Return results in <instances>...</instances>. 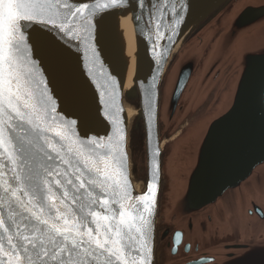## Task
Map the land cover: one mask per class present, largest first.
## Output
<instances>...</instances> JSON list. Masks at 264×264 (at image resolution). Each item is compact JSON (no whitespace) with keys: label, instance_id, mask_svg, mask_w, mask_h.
I'll return each mask as SVG.
<instances>
[{"label":"water","instance_id":"water-1","mask_svg":"<svg viewBox=\"0 0 264 264\" xmlns=\"http://www.w3.org/2000/svg\"><path fill=\"white\" fill-rule=\"evenodd\" d=\"M106 2L99 0L101 5ZM176 2L183 18H177L174 28L165 25L163 39L149 34L147 7L139 21L133 20L134 13L140 15L137 0L98 9L92 24H77V31L67 36L28 24L24 32L35 46L36 74L43 73V79L49 81L58 119L70 124L73 138L87 142L111 137L115 141L123 130L129 191L135 196L148 195L150 203L154 200L152 264H157L164 177L171 208L178 217L208 214L222 222L226 212L221 199L229 191L235 193L241 240L210 250L207 264H264V240L244 238L246 229L252 231L256 223L249 211L264 202V82L252 78L242 91L239 87L246 66L264 63V0ZM73 3L96 6L94 0ZM218 24L219 34L206 55ZM37 34H41L39 41ZM53 49L59 54L55 63L48 54ZM201 64L200 73L190 83ZM69 81L72 103L66 88ZM187 101L183 110L180 102ZM125 102L137 103L138 108L133 111ZM128 110L133 111L131 118ZM177 111L183 114L173 132L182 120L199 114L168 146L163 159L162 137ZM133 117V130L143 135V188L132 178L128 134ZM212 128L216 134L209 139Z\"/></svg>","mask_w":264,"mask_h":264},{"label":"snow or ice","instance_id":"snow-or-ice-1","mask_svg":"<svg viewBox=\"0 0 264 264\" xmlns=\"http://www.w3.org/2000/svg\"><path fill=\"white\" fill-rule=\"evenodd\" d=\"M126 2L0 0V264H152L154 200L129 191L123 130L115 141L73 138L49 81L36 74L35 46L24 32L40 24L71 35L98 9ZM136 7L133 20L147 7L146 27L158 39L183 18L176 0H137ZM48 54L55 63L58 52ZM252 78L264 82V63L245 67L241 91ZM66 88L72 103L71 81ZM215 134L210 129L208 138Z\"/></svg>","mask_w":264,"mask_h":264},{"label":"flooded vegetation","instance_id":"flooded-vegetation-1","mask_svg":"<svg viewBox=\"0 0 264 264\" xmlns=\"http://www.w3.org/2000/svg\"><path fill=\"white\" fill-rule=\"evenodd\" d=\"M221 25L218 24L217 28L214 29V39L206 52L210 51V47L216 37L219 34ZM206 56L202 61H204ZM178 61V60H177ZM177 61L174 63L177 64ZM202 64L198 67L194 75L192 76L190 83L200 73ZM189 83V84H190ZM164 87V85H163ZM162 91V90H161ZM183 101V100H181ZM180 106H183V110L186 108L187 102H180ZM183 111H177L176 116L166 134L162 137L165 142V153L163 159L168 155L166 152V141L169 140L170 135L176 127L177 121L181 118ZM199 112L197 113V115ZM197 115H191L186 120H182L179 129L180 136L185 129H187L195 120ZM131 128H129L128 134V147L131 157V170L132 178L134 182L143 188L145 183L144 167L141 169L138 164L141 155L134 154L132 147L134 146L131 136ZM133 129V128H132ZM163 125L160 124V131H163ZM135 131V130H133ZM136 136L142 135L141 132L135 131ZM173 140V139H170ZM144 178V179H143ZM141 179V180H140ZM225 208V218L222 222L215 221L211 215L199 214L194 217H178L173 213L171 208V195L170 188L167 184V178H163L162 189L160 196L158 224H157V264H207V258L210 250L219 247L227 243L238 242L241 240L239 212L235 206L236 196L233 192H227L221 199ZM251 218L255 219L252 231L247 228L244 233L246 240H264L261 236L263 227V218L261 213H264V202L258 204V207H254ZM248 212V213H249ZM243 231V232H244ZM178 240V243H177ZM175 249V251H173Z\"/></svg>","mask_w":264,"mask_h":264},{"label":"rangeland","instance_id":"rangeland-1","mask_svg":"<svg viewBox=\"0 0 264 264\" xmlns=\"http://www.w3.org/2000/svg\"><path fill=\"white\" fill-rule=\"evenodd\" d=\"M162 86H163V84H162ZM161 86V87H162ZM162 89V88H161ZM126 103V102H125ZM126 106L128 107V108H131L133 111H135V109H133L131 106H129V105H127L126 104ZM134 122H135V117H133L132 118V120H131V122H130V127H132L133 128V125H134ZM160 124H162V123H160ZM177 124V123H176ZM131 128V136H130V138L132 137L133 138V143L135 142V139L137 138L138 139V141H139V146H138V148L137 149H135L134 148V146L132 147V150H133V152H134V154H136V155H141V158H140V160H139V164H138V166L142 169L143 168V164H142V161H143V158H144V149H143V135H140V136H135V135H133L132 133H135V131H133V129ZM169 130V129H168ZM186 130V129H185ZM184 130V131H185ZM168 132V131H167ZM178 133H180V131L177 129L175 132H173L171 135H170V139H173V140H167L166 141V152L168 151V146L172 143V142H174V141H176L177 139H178V137L179 136H177L178 135ZM142 134V133H141ZM135 145V144H134ZM165 146V142H163V147ZM144 169V168H143ZM144 171V174H145V170H143Z\"/></svg>","mask_w":264,"mask_h":264},{"label":"trees","instance_id":"trees-1","mask_svg":"<svg viewBox=\"0 0 264 264\" xmlns=\"http://www.w3.org/2000/svg\"><path fill=\"white\" fill-rule=\"evenodd\" d=\"M126 104L127 105H129V106H131L133 109H137L138 108V104L136 103V104H129L128 102H126ZM132 132V131H131ZM133 135H135V133H132ZM136 136V135H135ZM131 139L133 140V138L131 137ZM134 148L135 149H137L138 148V146H139V141H138V139L136 138L135 139V142H134ZM144 179V178H143ZM141 180V179H140Z\"/></svg>","mask_w":264,"mask_h":264},{"label":"bare ground","instance_id":"bare-ground-1","mask_svg":"<svg viewBox=\"0 0 264 264\" xmlns=\"http://www.w3.org/2000/svg\"><path fill=\"white\" fill-rule=\"evenodd\" d=\"M129 86H131V85H129ZM132 113H133V111L128 110V114H129V117H130V118H131Z\"/></svg>","mask_w":264,"mask_h":264}]
</instances>
